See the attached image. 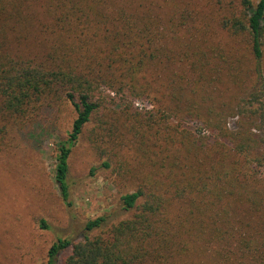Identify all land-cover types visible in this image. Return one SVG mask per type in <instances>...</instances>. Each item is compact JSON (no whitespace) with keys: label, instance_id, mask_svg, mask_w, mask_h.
Instances as JSON below:
<instances>
[{"label":"trees","instance_id":"1","mask_svg":"<svg viewBox=\"0 0 264 264\" xmlns=\"http://www.w3.org/2000/svg\"><path fill=\"white\" fill-rule=\"evenodd\" d=\"M263 102L264 0H0V144L65 105L63 202L82 140L132 186L46 264H264Z\"/></svg>","mask_w":264,"mask_h":264},{"label":"rangeland","instance_id":"2","mask_svg":"<svg viewBox=\"0 0 264 264\" xmlns=\"http://www.w3.org/2000/svg\"><path fill=\"white\" fill-rule=\"evenodd\" d=\"M135 106L140 110L149 108L140 101L135 102ZM256 107L251 108L252 111L258 109L251 124L264 146V102ZM72 119L71 108L62 105L57 112H43L22 128H11L3 137L0 144V264H46L47 251L57 238L81 241L85 235L93 237L100 232L86 233L87 220L103 217L102 231H106L130 215L120 208L119 196L132 186H125L109 172L104 173L100 161L84 140L70 154L69 205L63 202L54 183V155L56 143L66 138ZM236 122V117L228 118L230 127ZM190 127L195 129V123ZM41 221L45 222V228Z\"/></svg>","mask_w":264,"mask_h":264}]
</instances>
